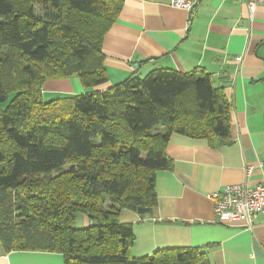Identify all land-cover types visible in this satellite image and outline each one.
<instances>
[{
  "label": "trees",
  "instance_id": "1",
  "mask_svg": "<svg viewBox=\"0 0 264 264\" xmlns=\"http://www.w3.org/2000/svg\"><path fill=\"white\" fill-rule=\"evenodd\" d=\"M121 0H0V241L7 252L64 264H210L199 249L132 255L121 222L159 208L174 135L227 141L231 104L202 70L157 69L108 86L103 42ZM79 78L81 95L46 102L49 79ZM80 215L93 225L79 228Z\"/></svg>",
  "mask_w": 264,
  "mask_h": 264
},
{
  "label": "crops",
  "instance_id": "2",
  "mask_svg": "<svg viewBox=\"0 0 264 264\" xmlns=\"http://www.w3.org/2000/svg\"><path fill=\"white\" fill-rule=\"evenodd\" d=\"M121 1L103 42L108 86L157 69L202 70L224 88L232 122L223 144L171 138L167 153L174 168L157 174L155 217L121 213V222L131 224L136 237L132 255L199 249L210 264H264V216L252 230L217 223L210 197L229 185L264 184V6L251 19L246 4L236 0H191L190 11L173 7V0ZM85 92L79 78L53 79L43 97L52 102ZM90 223L79 216L80 228ZM0 264H64V258L53 252H7L0 241Z\"/></svg>",
  "mask_w": 264,
  "mask_h": 264
},
{
  "label": "built area",
  "instance_id": "3",
  "mask_svg": "<svg viewBox=\"0 0 264 264\" xmlns=\"http://www.w3.org/2000/svg\"><path fill=\"white\" fill-rule=\"evenodd\" d=\"M244 2L248 8L250 18L264 0H236ZM172 6L190 11L194 7L191 0H173ZM247 170V175L252 173ZM216 222L229 227L252 230L260 216H264V184L250 186L248 184H234L223 191L212 194Z\"/></svg>",
  "mask_w": 264,
  "mask_h": 264
},
{
  "label": "rangeland",
  "instance_id": "4",
  "mask_svg": "<svg viewBox=\"0 0 264 264\" xmlns=\"http://www.w3.org/2000/svg\"><path fill=\"white\" fill-rule=\"evenodd\" d=\"M49 80H51V79H49ZM49 80H48V81H49ZM52 80H53V79H52ZM48 81H47V82H48ZM47 82H46V83H47ZM46 83H45V84H46ZM44 87H45V85H44ZM44 87H43V90H44ZM79 228H80V227H79Z\"/></svg>",
  "mask_w": 264,
  "mask_h": 264
},
{
  "label": "water",
  "instance_id": "5",
  "mask_svg": "<svg viewBox=\"0 0 264 264\" xmlns=\"http://www.w3.org/2000/svg\"><path fill=\"white\" fill-rule=\"evenodd\" d=\"M91 225H93V221H91V223H90Z\"/></svg>",
  "mask_w": 264,
  "mask_h": 264
}]
</instances>
